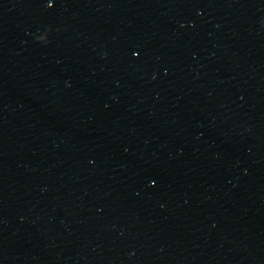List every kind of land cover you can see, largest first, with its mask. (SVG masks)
<instances>
[{
  "label": "water",
  "instance_id": "obj_1",
  "mask_svg": "<svg viewBox=\"0 0 264 264\" xmlns=\"http://www.w3.org/2000/svg\"><path fill=\"white\" fill-rule=\"evenodd\" d=\"M0 264H264V0H0Z\"/></svg>",
  "mask_w": 264,
  "mask_h": 264
}]
</instances>
